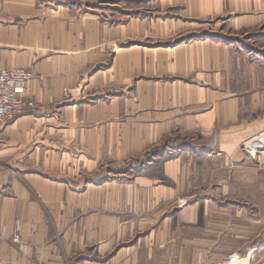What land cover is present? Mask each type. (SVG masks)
<instances>
[{
    "label": "crops",
    "instance_id": "obj_1",
    "mask_svg": "<svg viewBox=\"0 0 264 264\" xmlns=\"http://www.w3.org/2000/svg\"><path fill=\"white\" fill-rule=\"evenodd\" d=\"M246 7L0 0V69L32 72L34 103L0 125L1 259L217 264L264 246V175L239 149L264 128L261 98L205 29L255 26Z\"/></svg>",
    "mask_w": 264,
    "mask_h": 264
},
{
    "label": "rangeland",
    "instance_id": "obj_2",
    "mask_svg": "<svg viewBox=\"0 0 264 264\" xmlns=\"http://www.w3.org/2000/svg\"><path fill=\"white\" fill-rule=\"evenodd\" d=\"M241 1H245L246 4H248V7H246V9L243 8L242 12H238L234 15L238 16L241 14H245V15L254 16L255 18H257V20H260V22L255 24V26L245 28V29L242 28L239 30V32H235L232 29L227 28L225 23L221 22V20L226 19L223 16L221 20L212 18L211 21L209 22L208 27L207 28L205 27V29L211 30L210 33L212 35V38H216L218 36L220 37L224 36V37L229 38V40L226 39V41L230 43L232 42V46H233L232 48H236L234 52L235 53L234 58L237 57V54L239 51L240 55L238 58L240 59V69H237L236 67L234 69L236 71H239L241 79H244V81L247 82L246 84L247 93L255 94L256 97L261 98L260 99L261 104H259L258 106L263 107L262 111L264 113V0H241ZM133 6L135 7V9L140 7L139 10H143L141 5L139 6L133 5ZM200 27L198 29V33L200 36L203 37L204 36L203 33L206 30L202 31L203 28H200ZM25 71H29V70H25ZM254 83H255V86H254ZM256 113L259 114L260 112L256 111ZM262 133H264V128L259 134L239 144V149L243 152V154L247 158L252 159L250 156H248L245 153V150L244 148H242V146L246 144L247 142L252 141L254 138L258 137ZM217 155L221 156V154H217ZM135 161L136 160H134L132 163L135 164L136 163ZM252 161L255 164V169L257 170V172L264 175V168L258 169V165L255 163L257 160L252 159ZM132 163L130 162V164ZM124 168L126 169L127 166H124ZM111 170H122V167L111 168ZM126 172L127 171L125 170V173ZM127 174H135V173L131 171V172H127ZM177 201H178L177 203L178 205L176 204L177 207L183 206L186 204L185 199L176 200L175 202ZM232 256L243 259L245 264H264V246L262 245L261 247H259V250H257L251 256H248V255L240 256L239 254H230V256L228 255V256H225L224 258L232 257ZM224 258H222L221 260H223Z\"/></svg>",
    "mask_w": 264,
    "mask_h": 264
},
{
    "label": "built area",
    "instance_id": "obj_3",
    "mask_svg": "<svg viewBox=\"0 0 264 264\" xmlns=\"http://www.w3.org/2000/svg\"><path fill=\"white\" fill-rule=\"evenodd\" d=\"M33 75L22 69H0V125L13 121L20 114L31 110L34 105L25 100V90ZM245 153L258 165V169L264 168V133L242 146ZM17 241V238L13 240ZM235 257V256H232ZM232 257H226L218 264H235ZM0 264H13L0 258ZM29 264H38L35 261ZM245 264V263H241Z\"/></svg>",
    "mask_w": 264,
    "mask_h": 264
},
{
    "label": "bare ground",
    "instance_id": "obj_4",
    "mask_svg": "<svg viewBox=\"0 0 264 264\" xmlns=\"http://www.w3.org/2000/svg\"><path fill=\"white\" fill-rule=\"evenodd\" d=\"M232 260L235 261V264H241V262H239V260L235 257H232Z\"/></svg>",
    "mask_w": 264,
    "mask_h": 264
}]
</instances>
